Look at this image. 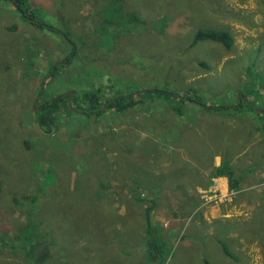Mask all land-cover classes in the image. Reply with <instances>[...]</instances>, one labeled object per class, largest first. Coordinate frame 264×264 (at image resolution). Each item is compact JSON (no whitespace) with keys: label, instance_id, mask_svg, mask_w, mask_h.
Here are the masks:
<instances>
[{"label":"rangeland","instance_id":"obj_1","mask_svg":"<svg viewBox=\"0 0 264 264\" xmlns=\"http://www.w3.org/2000/svg\"><path fill=\"white\" fill-rule=\"evenodd\" d=\"M30 5L45 28L26 21L12 0H0V160L6 164L0 166V233L15 235L32 214L45 239L54 242L45 264H147L142 252L150 201L134 200V179L143 198L161 200L153 223L170 251L166 264H264L263 175L246 183L249 168L256 173L261 162L264 166V134L257 139L252 132L262 126L256 127V113L248 107V102L259 112L264 107V0H31ZM200 29L230 32L233 48L210 41L191 48ZM64 34L74 47L94 46L84 48L86 61L62 64L71 49ZM50 67L51 75L58 69L47 82ZM191 87L204 105L231 110L161 98L152 104L145 99L146 106L124 113L104 108L89 117L74 110L54 135L37 122L36 113L58 95L61 100L69 95L72 106L74 94L97 88L108 98L139 99L147 91ZM248 114L254 122L246 121ZM140 122L160 137L132 132ZM131 146L134 155L127 153ZM217 154L230 165L236 160L232 166L242 180L226 197L239 198L234 225L223 227L214 216L203 219L199 196H168L173 184L148 180V169L184 163L181 168L188 167L197 186L212 187L217 178L204 174ZM24 194L38 195L36 206L13 209V196ZM0 264L31 263L16 247L0 250Z\"/></svg>","mask_w":264,"mask_h":264},{"label":"trees","instance_id":"obj_2","mask_svg":"<svg viewBox=\"0 0 264 264\" xmlns=\"http://www.w3.org/2000/svg\"><path fill=\"white\" fill-rule=\"evenodd\" d=\"M31 0H12V3L15 5L18 12L23 16V18L26 21H30L32 24L38 25L39 27L45 28L42 24L39 23L36 13L32 9L30 5ZM53 29V28H52ZM12 30V29H10ZM65 41L67 44L71 46L70 51L64 54L66 57L63 59L68 60V62L64 66H71L76 60H84L86 61V54H82L84 48L93 49L94 46L88 44L85 45V47H74L72 45H75L73 41H71L68 34H64ZM93 37H97L98 41L94 42V45L96 47L99 44V35L95 34ZM94 41V40H93ZM202 41H210L215 42L218 44H221L224 48L227 50H231L234 46V37L233 35L224 30H215V29H200L195 34L193 41L190 45V47H195L199 42ZM87 46V47H86ZM72 53V56L69 58V53ZM87 53V51H86ZM83 61V62H84ZM206 66V65H205ZM58 67L56 68L53 75H51V79H53V76L56 74ZM53 68L50 67L48 69V74L52 72ZM47 81V82H48ZM139 99H136L137 96H121L119 98H108L105 92L102 88L94 89L92 93L90 92H83L79 96L74 94L71 99L72 106L68 105L67 101H69L70 96L66 99H60V95L54 96L52 98H56L52 103L49 105H46L44 107H41V109L36 113L37 115V122L39 124V127L49 135H54L56 133V130L60 124V121H62V118L64 117H73L70 112H74V115H86L91 117L92 115L99 116L102 113H104V108H106L107 111L114 110L115 112L124 113L126 111H129L131 109L140 107V106H146L145 99H150V103L152 104L156 99H176L179 102L183 104H192L196 105L200 104L204 106V108L208 109L209 111H220L223 112L225 110L229 111L230 108H218V107H210L206 104L204 105L202 101V96L200 92L194 88H188L185 89L183 92H173V91H167V90H156L155 92L147 91L145 95L139 94ZM58 98V99H57ZM51 100V98H49ZM48 102V101H47ZM195 103V104H194ZM249 108L252 109L256 115L258 116L259 122H261L262 128L260 130H255L263 132L264 134V111L263 112H257L255 109V106L252 102H248ZM242 107V103L240 106L236 107L235 109L240 110ZM172 109L177 113V115H182V109L181 108H175V106L172 107ZM67 111V112H65ZM65 112V113H64ZM128 128H132L129 123ZM135 126V125H134ZM153 127L152 126H146L143 123H138L131 131L132 132H151L153 135L158 134L155 129L151 131ZM172 130V129H171ZM156 137H160L155 135ZM137 139V138H136ZM135 139V140H136ZM139 141V140H138ZM122 142L126 144L124 141V138L122 139ZM135 143V147L140 145V142L138 145L136 144L137 141H132ZM137 145V146H136ZM262 145V144H261ZM135 152V149L133 146H131L127 153L133 154ZM136 154V152L134 153ZM133 154V155H134ZM264 155V151L261 153V156ZM264 159V156H263ZM6 165L4 162L0 160V166ZM7 167V166H6ZM264 169L263 163L261 162V168ZM8 169V168H7ZM1 170V168H0ZM255 171L251 169V173L247 174L248 176L252 175ZM212 177L218 178V177H226L229 181V188L231 193H235L234 190H239L241 188L242 180H239L235 175V169L232 165H230L227 161H224L219 167H216L212 173ZM132 185L134 188V195L133 198L136 201L142 202H148L150 201V204L145 208L144 214L146 216L145 221V231L147 233V237L145 240V246L146 250H144L143 253V260L147 262V264H166L167 260L170 256V251L166 250L167 242L165 239L160 237L158 235V228L153 223V212L159 207V201L160 199L151 198L146 199L141 196L138 191L140 190V183L136 180H132ZM236 191V190H235ZM136 192V193H135ZM22 195L21 193H17ZM37 197L38 195H23V197H19L17 195H14L13 200V206L15 208H18V210H24L26 209V206H36L37 203ZM23 200L27 201L28 204H24ZM23 212V211H22ZM31 219H28V222H26L25 225L20 226L19 230L17 229V233L14 235L9 230L0 233V250H15L16 247L20 251H24L25 253V260L31 264H45V262L50 258H47L48 254V246L50 244H54L53 241L45 239V235L41 232L40 227L38 226V221H36V218L30 214ZM82 230V229H77ZM19 241L20 247L17 246V242ZM3 249V250H2ZM40 257V258H39Z\"/></svg>","mask_w":264,"mask_h":264},{"label":"crops","instance_id":"obj_3","mask_svg":"<svg viewBox=\"0 0 264 264\" xmlns=\"http://www.w3.org/2000/svg\"><path fill=\"white\" fill-rule=\"evenodd\" d=\"M189 105H192V104H189ZM263 108L264 107L261 108L262 111H260V112L264 111ZM255 117L257 118L255 121V122H257L256 127L260 126L261 122L258 121V117L256 115H255ZM246 121L254 122V120L252 119V117L249 114L246 116ZM255 130H260V128L253 129L252 132H255ZM261 133L262 132H260V131H256V138L257 139L261 138V136H262ZM253 139L255 140V136H253ZM169 150H171L173 153L175 152V149L173 148V146H171V148ZM173 158H172V160H173ZM223 162H222L221 155L217 154L214 157L213 165L210 168L208 167L205 169L206 174H204V175L208 176V172H209V176L212 175L214 169L216 167H219ZM231 163L233 166H235L236 160H234V161L232 160ZM250 163H252V158L248 157L247 164L250 165ZM162 164L163 165L161 166V168H165V169H162L161 171H158V168H155V169L152 168V170L148 169V180L154 182L155 179L157 180L159 178L160 179L164 178L166 181V184H173L174 186L172 187L171 190L168 189V187H167V190L165 192L166 195H168V196H172V195L196 196L197 195V196H199V198L196 199L198 201L197 202V210L202 209L203 219L210 220V217L214 216L216 219H219L220 221H222V224H220V225L223 227L227 223L230 225L235 224L236 217H233L232 212L235 211L236 207L238 206L235 204H238L239 198L236 200V202H234L231 199H226V197L228 196V193L230 192L229 181L226 177L214 179L211 182V184H213L212 187H208L207 186L208 184L207 185L200 184L201 187H199V186H197V178L194 177L193 173L188 169V167L181 168L182 166L185 165L184 163H180L175 168H172V166L166 165V163H162ZM251 169H252V167L246 171V175L251 173ZM262 171L264 172V170L262 169V170H258V172H256V173L254 172L252 175H250L249 176L250 178L247 180L246 183H248L250 181H254L260 174L263 175L262 178H264V173ZM239 180H241V179H239ZM218 192H220V195H218ZM230 194H234V193H230ZM214 197L216 199H213ZM217 197H220L221 199H218ZM190 198H192V197H190ZM232 202H234L233 205L230 204ZM167 203H168V205H170V207L172 209H173V204L175 206H177L175 201L174 202L167 201ZM207 204H209V205H207ZM239 204H242V203H239Z\"/></svg>","mask_w":264,"mask_h":264},{"label":"flooded vegetation","instance_id":"obj_4","mask_svg":"<svg viewBox=\"0 0 264 264\" xmlns=\"http://www.w3.org/2000/svg\"><path fill=\"white\" fill-rule=\"evenodd\" d=\"M72 56V53H71V55L69 56V58ZM66 56H64V58H65ZM68 62V60H64L63 62H62V64L63 65H65L66 63ZM50 79V78H49ZM48 81V80H47ZM41 109V108H40ZM64 119H66V117H64ZM63 122H65V121H63Z\"/></svg>","mask_w":264,"mask_h":264},{"label":"water","instance_id":"obj_5","mask_svg":"<svg viewBox=\"0 0 264 264\" xmlns=\"http://www.w3.org/2000/svg\"><path fill=\"white\" fill-rule=\"evenodd\" d=\"M50 77H51V74L48 76L47 80H48ZM42 90H43V86H42ZM70 95H72V94H70Z\"/></svg>","mask_w":264,"mask_h":264},{"label":"clouds","instance_id":"obj_6","mask_svg":"<svg viewBox=\"0 0 264 264\" xmlns=\"http://www.w3.org/2000/svg\"><path fill=\"white\" fill-rule=\"evenodd\" d=\"M145 244V243H144Z\"/></svg>","mask_w":264,"mask_h":264}]
</instances>
